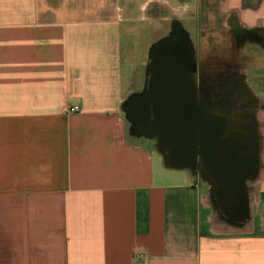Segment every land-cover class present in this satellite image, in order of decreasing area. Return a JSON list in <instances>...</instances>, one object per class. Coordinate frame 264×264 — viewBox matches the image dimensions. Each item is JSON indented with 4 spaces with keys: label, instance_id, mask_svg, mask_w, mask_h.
Masks as SVG:
<instances>
[{
    "label": "crops",
    "instance_id": "crops-1",
    "mask_svg": "<svg viewBox=\"0 0 264 264\" xmlns=\"http://www.w3.org/2000/svg\"><path fill=\"white\" fill-rule=\"evenodd\" d=\"M156 3L0 0V264H264V0L217 3L222 70L239 69L218 76L238 87L190 64L198 104L236 134L220 181L199 158L170 166L127 109L151 47L182 34H162Z\"/></svg>",
    "mask_w": 264,
    "mask_h": 264
},
{
    "label": "water",
    "instance_id": "water-1",
    "mask_svg": "<svg viewBox=\"0 0 264 264\" xmlns=\"http://www.w3.org/2000/svg\"><path fill=\"white\" fill-rule=\"evenodd\" d=\"M149 57L143 99L132 98L127 108L138 131L157 140L170 166H185L199 158L219 181L233 178L226 168L236 159V134L198 104L185 45L162 39L151 47Z\"/></svg>",
    "mask_w": 264,
    "mask_h": 264
},
{
    "label": "rangeland",
    "instance_id": "rangeland-1",
    "mask_svg": "<svg viewBox=\"0 0 264 264\" xmlns=\"http://www.w3.org/2000/svg\"><path fill=\"white\" fill-rule=\"evenodd\" d=\"M161 1V4L156 3V6L160 5V10L156 12L169 17V20L163 22L162 34L167 35L168 32L178 29L192 41L189 45L190 64L201 86L204 84V78L210 74L214 83L222 81L220 85L215 84L217 85L216 88L221 86L229 90L230 88L238 87L239 83L236 77H231L225 83L223 82L224 77L218 76L219 71L222 70L221 64L224 63L223 57L225 56L224 49L226 47V44L222 40L224 39L223 29L219 28L222 13L218 11L217 3L221 2V0H175L177 6H175L176 9L173 11H171L168 4H164L165 2L169 3L171 0ZM187 1L188 3H186ZM153 7L151 8V12L153 11ZM232 30H236V32L242 31L241 29ZM242 34L249 35V31H242ZM161 40L158 39L157 41ZM245 48L249 49V46L247 45ZM238 50L240 51V48ZM239 51L236 52L233 47L230 53L231 57L229 56L228 58H240ZM234 52L238 54L234 55ZM246 52L248 54L249 51ZM227 67L224 68L232 72L233 70L236 72L238 69L237 67H229L228 65ZM224 68L223 70H225ZM148 78L147 72V82ZM212 93L214 92L210 94L214 96Z\"/></svg>",
    "mask_w": 264,
    "mask_h": 264
},
{
    "label": "flooded vegetation",
    "instance_id": "flooded-vegetation-1",
    "mask_svg": "<svg viewBox=\"0 0 264 264\" xmlns=\"http://www.w3.org/2000/svg\"><path fill=\"white\" fill-rule=\"evenodd\" d=\"M183 34L184 33L182 32V34H177L176 36L172 37L174 41L176 39L175 43L180 45V46H182V47L185 45ZM173 40H171V41H173ZM187 47H188V50H186V51H187V56H188V60H189V63H190L191 61H190V58H189V55H190L189 46H187Z\"/></svg>",
    "mask_w": 264,
    "mask_h": 264
},
{
    "label": "built area",
    "instance_id": "built-area-1",
    "mask_svg": "<svg viewBox=\"0 0 264 264\" xmlns=\"http://www.w3.org/2000/svg\"><path fill=\"white\" fill-rule=\"evenodd\" d=\"M65 110L68 112V113H76L80 110L79 106L78 105H74V106H71L70 104H68L67 102L65 103Z\"/></svg>",
    "mask_w": 264,
    "mask_h": 264
}]
</instances>
